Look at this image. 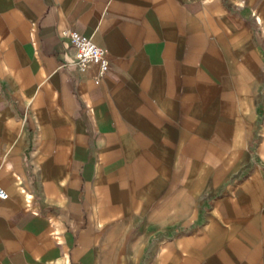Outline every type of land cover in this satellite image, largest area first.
Here are the masks:
<instances>
[{
  "label": "crops",
  "instance_id": "1",
  "mask_svg": "<svg viewBox=\"0 0 264 264\" xmlns=\"http://www.w3.org/2000/svg\"><path fill=\"white\" fill-rule=\"evenodd\" d=\"M0 187V264H264V0H0Z\"/></svg>",
  "mask_w": 264,
  "mask_h": 264
},
{
  "label": "built area",
  "instance_id": "2",
  "mask_svg": "<svg viewBox=\"0 0 264 264\" xmlns=\"http://www.w3.org/2000/svg\"><path fill=\"white\" fill-rule=\"evenodd\" d=\"M67 36L70 43L76 49L75 65L82 71L87 70L90 66H97L99 77L96 82H100L101 77L109 70L110 60L104 49L98 47L92 40L75 30H67L63 34ZM0 198L7 199L8 193L0 187Z\"/></svg>",
  "mask_w": 264,
  "mask_h": 264
}]
</instances>
